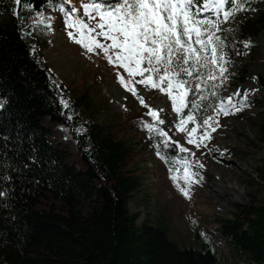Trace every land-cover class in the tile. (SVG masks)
<instances>
[{
  "label": "trees",
  "instance_id": "1",
  "mask_svg": "<svg viewBox=\"0 0 264 264\" xmlns=\"http://www.w3.org/2000/svg\"><path fill=\"white\" fill-rule=\"evenodd\" d=\"M69 2L22 0L16 6L0 0V264H224L201 232L198 247L181 244L161 222L146 217L138 223L139 212H130L129 198L141 186L128 166L132 144L92 118L88 94H71L42 54L45 9ZM241 13L224 25L232 29L226 45L250 41L264 27V11ZM213 70L215 80H206L209 69L202 68L201 81H194L201 89L191 99L200 107L190 105L180 114L194 115L195 127L201 118L218 115L224 80ZM244 75L240 69L236 78ZM253 122L264 139V115ZM59 125L68 129L76 150L57 137ZM157 141L156 151L169 165L184 158L171 141ZM217 221L216 233L264 264V203L236 204L231 217Z\"/></svg>",
  "mask_w": 264,
  "mask_h": 264
},
{
  "label": "rangeland",
  "instance_id": "2",
  "mask_svg": "<svg viewBox=\"0 0 264 264\" xmlns=\"http://www.w3.org/2000/svg\"><path fill=\"white\" fill-rule=\"evenodd\" d=\"M86 3L99 4L96 0H72L64 8L77 9L73 17L94 25L96 20L84 12ZM250 7L251 10L242 12L241 16H253L264 11V0H251ZM65 19L60 6L45 9V29L40 39L43 57L71 94H88L92 101L89 107L92 118L132 144L128 166L139 176L141 186L129 198L128 207L130 212H139L137 222L146 217L153 223L161 222L179 243L196 247L200 244L198 232H201L220 254L224 264H258L238 252L228 239L215 232V228L219 223L217 218L231 217L236 204L264 203V139L253 122L264 115V27L249 36V48H245L244 41L237 45L225 44L223 52L230 63L224 65L227 71L224 73L226 79L223 77L219 105L221 102L227 105L231 97L232 104L240 107L243 92L250 90V96L242 110L236 111L232 107L229 115L218 114L214 118L218 121V125H214L215 131L199 128L197 139L205 131L211 139L206 147H197L187 143V132L178 130L176 125L182 117L173 110L172 101L166 94L137 83L142 77H129L118 65L110 64L102 50L88 52L75 43L68 32H73L77 39L80 33L75 28H66ZM216 34L225 38L226 31ZM98 39L105 44L111 43ZM208 54L211 55L210 49ZM220 63L223 62L215 66L218 71ZM240 69L245 70V75L239 80L236 75ZM118 76L131 81L130 87L135 88V95L120 84ZM237 90L241 92L240 96L234 95ZM140 97L144 98L147 107L140 103ZM150 109H162L160 118L163 124H157L147 114ZM145 124H152L168 135L165 137L159 131H149ZM186 127L191 129L195 126L189 122ZM55 134L70 149L76 150L75 140L66 127L57 126ZM158 138L171 141L179 150L187 148L194 155L181 151L184 158L177 157V161L169 165L156 151ZM185 162L190 171L196 173L188 182L183 179ZM173 176L177 179L174 180ZM180 188L186 189L189 195L185 196Z\"/></svg>",
  "mask_w": 264,
  "mask_h": 264
},
{
  "label": "snow or ice",
  "instance_id": "3",
  "mask_svg": "<svg viewBox=\"0 0 264 264\" xmlns=\"http://www.w3.org/2000/svg\"><path fill=\"white\" fill-rule=\"evenodd\" d=\"M47 3L48 6H52L53 0H47ZM14 4L21 6L22 0H14ZM250 5L251 0H202V2L201 0H118L116 4L107 6L86 3L83 5L84 12L90 19L96 20L94 25H89L79 17H73V13L78 11L75 8L66 10L61 4L60 10L66 16L65 27L75 28L80 33L77 39L74 33L69 31L70 39H74L75 43L80 44L88 52H93L95 49L102 50L110 64L118 65L129 77H142L136 82L166 94L172 101L173 110L183 114L184 109L189 108L190 105L195 108L200 107L199 102L191 99V96L201 89L200 82L194 83L201 81L204 76L200 69L208 68L206 80H215L217 77L213 69L222 61L223 63L219 64V75L224 77L227 71L224 65L230 63L225 59L226 54L223 52L226 38L216 33L232 31L222 26L235 19L238 13L251 10ZM25 6L32 7L31 4ZM13 11L14 15L19 16L16 9ZM205 13L211 15L206 16ZM42 15V12L37 13V16ZM93 33L95 35H92ZM98 37L111 43H102ZM193 37H195L194 41ZM243 43L245 48L251 46V41ZM194 45H198L199 49ZM118 79L122 86L136 94L135 88L130 87L131 81H126L123 76H118ZM212 95L215 93L213 92ZM234 95L240 96L241 92L237 90ZM249 96L250 90H245L240 107L233 105L232 98L229 97L227 105L221 102L214 111L223 115H229L232 107L240 111L242 107L247 106L246 101ZM200 99L204 100L207 97L201 96ZM140 103L147 107L143 97H140ZM64 104L65 107L68 106L66 102ZM161 112L162 109H150L147 114L157 124H163L164 121L160 118ZM196 119L194 115H187L186 118L180 119L176 126L179 131L187 132L188 144L206 147L211 136L205 131L197 139L198 129L207 126L215 131L214 125H218V121L212 115H208L201 118V123L196 127L191 129L186 127L189 122L195 123ZM144 127L149 131H159L161 136L168 135L152 124H145ZM180 151L194 155L187 148L181 147ZM193 175L196 173L191 172L190 166L185 162L183 179L188 182ZM173 179L176 180L177 177L173 176ZM180 191L185 196L189 195L184 188H180ZM3 195L4 193L0 192V196Z\"/></svg>",
  "mask_w": 264,
  "mask_h": 264
},
{
  "label": "bare ground",
  "instance_id": "4",
  "mask_svg": "<svg viewBox=\"0 0 264 264\" xmlns=\"http://www.w3.org/2000/svg\"><path fill=\"white\" fill-rule=\"evenodd\" d=\"M207 16H208V13H207Z\"/></svg>",
  "mask_w": 264,
  "mask_h": 264
}]
</instances>
